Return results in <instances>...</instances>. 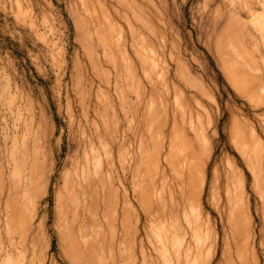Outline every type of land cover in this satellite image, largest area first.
<instances>
[{
  "label": "rangeland",
  "instance_id": "374dc122",
  "mask_svg": "<svg viewBox=\"0 0 264 264\" xmlns=\"http://www.w3.org/2000/svg\"><path fill=\"white\" fill-rule=\"evenodd\" d=\"M263 97L264 0H0V264H264Z\"/></svg>",
  "mask_w": 264,
  "mask_h": 264
},
{
  "label": "bare ground",
  "instance_id": "6f19581e",
  "mask_svg": "<svg viewBox=\"0 0 264 264\" xmlns=\"http://www.w3.org/2000/svg\"><path fill=\"white\" fill-rule=\"evenodd\" d=\"M248 70V69H247ZM254 70H252L253 72ZM247 72V71H246ZM236 73V72H235ZM251 76V75H250ZM237 77V76H236ZM257 77V76H256ZM231 78V77H230ZM241 78V77H240ZM241 80V79H240ZM245 80V79H244ZM254 80V79H253ZM244 82V81H243ZM248 83V82H247ZM251 83V82H250ZM249 83V84H250ZM254 84V83H253ZM238 85V84H236ZM262 85V84H261ZM247 86V85H246ZM256 86V85H255ZM257 87V86H256ZM250 89V88H249ZM247 89V90H249ZM246 90V91H247ZM255 93V92H254ZM253 95V94H252ZM260 97V96H259ZM264 98V97H263ZM261 101V100H260ZM97 126V125H96ZM83 128V127H82ZM89 129V128H88ZM249 136V135H248ZM252 136V135H251ZM256 143V142H255ZM259 147V146H258ZM97 149V148H96ZM262 149V148H261ZM244 150V149H243ZM140 151V150H139ZM254 151V150H253ZM256 152V151H255ZM99 154V153H98ZM123 154V153H122ZM140 154V153H139ZM256 155V154H255ZM94 156V155H93ZM248 156V155H247ZM85 157V156H84ZM99 158V157H98ZM184 159V158H183ZM100 160V158H99ZM99 160L97 159L96 155L95 157H93L91 160L89 161H86V162H83V164L81 165L82 167L78 168L76 170V173L74 174V177H73V180L70 182V188L68 190V196H66L67 198V202L69 204V207H68V210H70V221H69V231H68V234L69 236L71 237V250H72V253L74 255H82L81 253V247L79 246V244L76 242V238H75V235L73 233V228H75V226H77V228L80 230L78 233V235L80 237H83V228H84V222L87 220V221H92L93 219V216L95 215V208H97V204H98V199L100 198L101 195L103 196H106L107 192L109 193V191L107 190L106 192V189H107V186L110 185V183L112 182V179H111V182L109 183L108 181V178L110 177H105L103 174H101V164L99 162ZM101 161V160H100ZM113 161V160H112ZM137 161V160H135ZM140 161V160H139ZM98 163V164H97ZM99 164H100V167H99ZM110 164H112L110 162ZM191 164V163H190ZM192 165H190L191 167ZM139 168V167H138ZM189 168V167H188ZM75 169V168H74ZM102 169V168H101ZM109 170V169H108ZM191 169H187V171H190ZM193 170V169H192ZM172 171V170H171ZM181 171V169H180ZM186 171V172H187ZM136 174V173H135ZM188 174V185H192V178L193 176L191 175V173H187ZM116 177V176H115ZM145 177V176H144ZM178 177V176H177ZM111 178V177H110ZM141 178V177H139ZM66 179V178H65ZM160 179V178H159ZM163 179H165L163 177ZM178 179V178H177ZM181 179V178H179ZM110 180V179H109ZM142 180V179H141ZM66 181V180H65ZM139 182V180L137 181V183ZM164 181H161V183H163ZM180 182V181H179ZM109 183V184H108ZM159 183H160V180H159ZM161 185V184H160ZM159 185V187H160ZM164 183L161 185L163 186ZM153 186V185H152ZM190 187V186H189ZM161 188V187H160ZM68 189V188H66ZM162 189V188H161ZM240 191V190H239ZM111 192V191H110ZM241 192V191H240ZM136 193H137V197L138 199V203H141L142 202V197H141V193L138 192V188H136ZM105 194V195H104ZM111 194V193H110ZM109 194V196H110ZM229 194V193H227ZM112 195V194H111ZM108 196V195H107ZM241 197V196H240ZM104 198V197H103ZM102 198V199H103ZM107 198V197H106ZM110 198V197H108ZM69 199V200H68ZM101 200V199H100ZM110 200V199H109ZM171 201V200H170ZM102 202V201H101ZM137 203V204H138ZM66 204V202H65ZM67 206V205H66ZM65 206V207H66ZM176 206V205H175ZM229 206V205H228ZM177 207V206H176ZM67 208V207H66ZM173 208V207H172ZM99 209V208H98ZM101 209V208H100ZM182 209V208H181ZM66 210V211H68ZM68 212H66L67 214ZM97 213V212H96ZM177 213V212H176ZM97 215V214H96ZM183 215V214H181ZM69 218V217H68ZM94 221V220H93ZM92 221V222H93ZM187 221V220H185ZM184 221V222H185ZM68 222V221H67ZM91 222V223H92ZM95 223V222H93ZM86 224V223H85ZM96 224V223H95ZM65 225V224H64ZM162 228V227H161ZM188 229V228H187ZM163 230V229H162ZM77 233V232H76ZM95 233V232H94ZM87 234V233H86ZM78 236V237H79ZM80 240V239H79ZM89 240V238H88ZM98 240V239H97ZM78 241V239H77ZM192 241V240H191ZM80 242V241H78ZM86 242V241H85ZM84 242V244H85ZM91 242V241H89ZM83 243V241H82ZM81 243V244H82ZM88 243V241H87ZM86 243V244H87ZM92 243V242H91ZM85 244V245H86ZM93 245V244H92ZM89 246V245H88ZM85 247V246H84ZM161 247V246H160ZM87 248V247H86ZM141 249V248H140ZM166 249V248H165ZM85 250V249H84ZM108 250V248H107ZM164 250V249H163ZM83 251V250H82ZM108 253V252H107ZM160 253V252H159ZM167 253V252H166ZM179 253V252H178ZM87 253L84 254V256L86 255ZM110 255V254H109ZM91 255L89 254V257ZM94 256V255H93ZM92 256V258H93ZM76 257V256H75ZM89 257L86 259V260H90ZM82 258V257H81ZM91 258V257H90ZM91 258V259H92ZM95 258V256H94ZM142 258V257H141ZM168 258H169V255H168ZM96 259V258H95ZM164 259V258H163ZM167 260V259H166ZM96 261H98L96 259ZM136 261V260H135ZM171 261V260H170ZM94 262V259L92 260V263L90 262V264H93ZM89 263V262H88ZM96 263V262H94ZM98 264V263H96Z\"/></svg>",
  "mask_w": 264,
  "mask_h": 264
}]
</instances>
